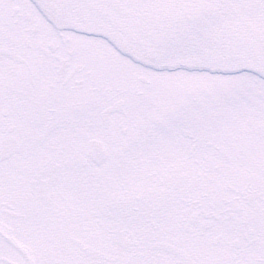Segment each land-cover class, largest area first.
Segmentation results:
<instances>
[{
    "label": "snow or ice",
    "instance_id": "6c2138e0",
    "mask_svg": "<svg viewBox=\"0 0 264 264\" xmlns=\"http://www.w3.org/2000/svg\"><path fill=\"white\" fill-rule=\"evenodd\" d=\"M0 264H264V0H0Z\"/></svg>",
    "mask_w": 264,
    "mask_h": 264
}]
</instances>
